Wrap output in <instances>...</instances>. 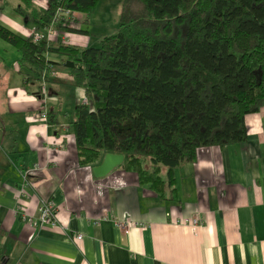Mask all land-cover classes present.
<instances>
[{
    "label": "crops",
    "instance_id": "0c3cea01",
    "mask_svg": "<svg viewBox=\"0 0 264 264\" xmlns=\"http://www.w3.org/2000/svg\"><path fill=\"white\" fill-rule=\"evenodd\" d=\"M17 6L0 0V26L25 39L35 29ZM71 27L69 45L84 49L88 22L75 12ZM20 59L0 38V264H264V104L245 117L244 142L200 149L176 168L166 200L121 166L99 179L95 166H80L69 126L84 90L46 55L50 124L40 118L42 86L27 81ZM42 201L52 203L55 225H26L19 213L38 223ZM125 220L139 226H115Z\"/></svg>",
    "mask_w": 264,
    "mask_h": 264
},
{
    "label": "trees",
    "instance_id": "16d2710c",
    "mask_svg": "<svg viewBox=\"0 0 264 264\" xmlns=\"http://www.w3.org/2000/svg\"><path fill=\"white\" fill-rule=\"evenodd\" d=\"M98 1L46 0L42 8L21 0L14 12L42 32L57 9L89 17ZM72 23L55 28L71 33ZM80 32L98 46L36 44L0 26L27 81L40 82L52 54L84 90L69 126L80 166L121 154L123 170L168 200L175 169L200 149L245 141V117L264 104V0H122L114 34Z\"/></svg>",
    "mask_w": 264,
    "mask_h": 264
},
{
    "label": "built area",
    "instance_id": "2783aa9c",
    "mask_svg": "<svg viewBox=\"0 0 264 264\" xmlns=\"http://www.w3.org/2000/svg\"><path fill=\"white\" fill-rule=\"evenodd\" d=\"M74 19H75V12H72L70 10H66L63 8L57 9L55 16L53 18V21L47 28H45L42 32H38L36 30H33L31 32L30 36L32 37V41L36 44L42 41H45L46 43L57 42L61 44H69V38H68L67 33L58 31L55 28V25L63 20H67L70 23H72ZM46 71L47 70H44L40 76V84L42 86V90H41L42 96L41 97H42V102H43L42 109L40 112V118L44 121L47 120V113L45 110L46 91L44 89V86L46 84V78H47ZM49 74L54 75V72L50 71ZM39 212L41 213V217L38 223L35 222L33 218L26 213H19V217L22 219V221L26 225L33 227V228H35L37 225H39L40 227L48 226V225L50 226L55 225V222H56L55 209L52 206V203L42 201L39 206ZM197 222H198L197 218L191 220L192 225H196ZM114 223L117 228L123 230L124 232H128V230H130L131 228L139 226L138 224L131 222L129 220L114 221ZM184 223L188 224L189 221L186 220ZM76 239L79 241L82 239V236H77Z\"/></svg>",
    "mask_w": 264,
    "mask_h": 264
},
{
    "label": "rangeland",
    "instance_id": "374dc122",
    "mask_svg": "<svg viewBox=\"0 0 264 264\" xmlns=\"http://www.w3.org/2000/svg\"><path fill=\"white\" fill-rule=\"evenodd\" d=\"M10 4L20 5L21 2L17 0H8ZM122 0H99L95 12L86 17L84 14H80V18L82 20H86L88 22L89 31L94 34H100L103 36H108L114 34L119 27V15H120V7ZM38 6V5H37ZM83 23H80L82 26ZM86 29V28H84ZM71 38L78 37V34L72 33L69 35ZM81 38V37H80ZM83 38V37H82ZM98 42L95 36L91 35L88 37L87 46H83L85 48L89 47H97Z\"/></svg>",
    "mask_w": 264,
    "mask_h": 264
},
{
    "label": "water",
    "instance_id": "95a60500",
    "mask_svg": "<svg viewBox=\"0 0 264 264\" xmlns=\"http://www.w3.org/2000/svg\"><path fill=\"white\" fill-rule=\"evenodd\" d=\"M123 161L124 156L121 154H105L102 159V162L98 166L93 167L92 169L94 178L99 179L106 176L114 169L120 167Z\"/></svg>",
    "mask_w": 264,
    "mask_h": 264
}]
</instances>
